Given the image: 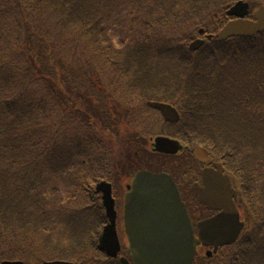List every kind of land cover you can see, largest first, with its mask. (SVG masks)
<instances>
[{
    "label": "rangeland",
    "instance_id": "374dc122",
    "mask_svg": "<svg viewBox=\"0 0 264 264\" xmlns=\"http://www.w3.org/2000/svg\"><path fill=\"white\" fill-rule=\"evenodd\" d=\"M20 1L24 8L13 13L9 19L6 17L9 6L0 12V27L4 26L3 33L10 37L9 42H6L1 35L3 41L0 45L8 53V58L18 57L22 47H26L28 37L34 35L35 32L40 36L49 35L55 42L62 45L63 50L75 48L78 43L79 53L84 54L82 51L85 52L84 61L89 62V67L92 69L91 73L78 78L81 80L79 83L73 82L74 90H77L76 85L79 84V94L82 93L79 97L75 96L70 100L67 98V101L56 97V105L62 107L63 110H68L61 114H54L53 120L50 118V123L57 126L56 130L50 132V129H46L45 132H40L26 127L23 133L27 135V131H32L33 136L30 137V142L33 143L37 142L39 137L47 141L54 134L56 136L78 134L79 141L83 144L82 148L87 146L85 148L88 156L80 153L79 160H75L73 167L61 173L49 166L50 161L45 154L40 152L43 146L29 153L30 156L28 154L26 157H18V160L12 162H5V159L4 163L0 162V171L11 169L17 173V176L11 177V180L9 175L3 173L5 175L3 178L0 175V203L3 204L4 210L8 208L13 210L3 211L0 214V224L12 218L15 225L13 229L8 228L0 235V258L10 256L12 257L10 260L21 258L26 263L35 264L32 256L45 255L43 257L48 262L69 258L73 259L72 261L76 264H108L102 262L105 258L93 247V243L98 242V235L102 230L101 224L106 219L102 209L101 194L96 193L97 183L95 181L97 179L94 181L92 178L95 176L106 181L112 179L115 192L117 191L120 198H124L126 185L133 177V171L149 170L155 173L169 171L175 174L182 185L185 184V180L180 175L187 171V164L192 162L190 159L171 160L156 157L150 151V143L154 138L166 134L161 115L154 110L147 109L146 103L154 95H172L180 100L181 119L176 125H181L183 129H186L188 135H193L201 129V119L199 120L198 116L203 115L206 109L221 115L219 121L216 120L218 122L216 126L221 130L219 134L222 135L223 142V145L219 144L220 137L216 144L217 151L224 157V160L222 158L221 160L233 172L242 173L244 171L252 184L247 188L250 190L248 197L264 204V129L255 120L258 117L263 118L264 115V108L261 109L258 106L263 102L257 100L260 93L264 101V79L258 77L262 75L258 73V70L264 62L253 65L251 61L258 56L257 47L264 43L260 35L256 39L258 46L256 45L254 47L256 49L250 53L241 55L245 50V44L242 39L232 38L229 40L231 42L225 46L229 50L227 60L222 62L212 58L208 62L211 66L217 63V67H220L222 63L221 69L215 70L214 77L218 76L217 73L221 74L223 84L220 89L217 87L209 89L207 92L211 94L203 96L200 95L202 91L197 88L199 82H202L199 85L205 88L203 79L200 78L197 81L189 78L191 72L196 73L195 61L186 64L178 60L179 57L176 56L170 58L163 55L147 56L140 73L141 77L145 78L140 79L135 78L138 70L135 59L131 60L128 65H123L124 59H121V56L126 59L127 55L134 54V50L137 48L141 50L140 47L151 42V38L146 36L138 22L139 14H136L138 8L135 6L138 0H116L111 2L112 7L109 10L100 14L106 17V20H102L103 30L97 36L104 37L106 45L113 47V51L120 54V56H114L115 59L121 60L117 66L112 63L107 64L103 52H94L90 39L88 41L84 37L82 45H79L80 32L76 23L71 27H62L64 29L58 28L57 30L45 23L43 19H46L48 15L43 16V13L49 5L47 1L39 7L33 6L38 0ZM177 1L183 3V0ZM244 1L249 2L251 9L255 11L261 3L264 4V0ZM207 2L209 3L208 0H195L197 7L201 8L207 5ZM224 2L225 5H232L231 0H220L218 6ZM102 3L105 1L97 3L93 9L96 18L98 6ZM52 10L53 7L49 6L46 12L50 14ZM217 16L223 19L220 14ZM206 17L209 16L196 17L195 24L189 25L174 36V38H185L182 49H185L192 40L201 37L197 31V25L201 19ZM218 25L217 20L216 23L210 24V29L216 30ZM155 33L161 35L164 31L155 30ZM205 35L207 33L203 32V36ZM102 42L103 40L99 38V45L104 46ZM129 47L132 49H128ZM4 50L0 48V53L4 54ZM32 51L34 52L33 48ZM188 52L190 56L187 55L190 58L187 60L193 59L192 52L190 50ZM20 63V66L25 65L23 61ZM73 63L77 70L75 62ZM146 78L149 81H145ZM209 78L212 81L214 79ZM212 83L217 84V80ZM215 95L223 96L221 106L210 103ZM189 99L193 100L191 104L188 103ZM252 102L255 103L257 109L249 108ZM192 105L197 107V110L194 111ZM98 113L103 115L104 123L98 119L100 118ZM192 114L194 115L191 116ZM208 122H210L209 118L206 119V125ZM141 130H148L153 135L151 142L143 139L145 144L140 143L137 137ZM172 131H178V129L173 127ZM213 135L217 137L218 134ZM239 139L242 142L238 144ZM236 143L240 147L236 145L237 148H234ZM186 153L182 151L180 155L185 157ZM54 162L51 161V163ZM23 169L26 174H23L24 178L21 182L19 175L22 176ZM250 174L253 175V179ZM75 184H79V188L75 189ZM29 187H31L30 191L21 190ZM185 193L188 194L189 191ZM243 193L246 195L245 192ZM195 204L199 206L198 203ZM123 206L124 203H117L119 212L117 230L122 255L128 244L124 231ZM237 209L239 216L241 214L245 219L239 204ZM257 228L258 226L252 230L247 228L246 232L243 231V234L247 233L246 241L237 246L233 244L232 249L229 248V255L233 254L237 257V264H264V230L262 234L252 237L258 230Z\"/></svg>",
    "mask_w": 264,
    "mask_h": 264
},
{
    "label": "trees",
    "instance_id": "16d2710c",
    "mask_svg": "<svg viewBox=\"0 0 264 264\" xmlns=\"http://www.w3.org/2000/svg\"><path fill=\"white\" fill-rule=\"evenodd\" d=\"M46 1L49 4L48 7H53V10L50 14L46 12L48 7L44 10L43 16L44 14L48 15L46 19H43L45 23L49 24L55 30L62 27H71L76 23V25L79 26L80 32L79 45H82V40L85 37L88 41L91 40L90 42H92L94 52L100 51L104 53L103 57L107 64L112 63L114 66H117L121 62V60H117L114 57L115 55L120 56V54L115 53L113 47L106 45L104 37L97 36V34L103 30L101 26L102 20H106V17L100 16L101 12L109 10L112 7L111 2L116 0H78L76 4H74L76 0H38L33 6L39 7V5H43ZM103 1H105V3L98 6L96 18L93 9L97 3ZM176 1L177 0L173 2L167 0H138L135 3V6L138 8L136 14H139L138 22L146 36L151 38V42L146 43V46L143 45L142 48L140 47L143 52L137 48L134 50L133 55H127L126 59L121 56V59H124L123 65H128L133 59L136 60L138 70L135 73V78L138 79L145 78L141 77L140 73L141 67H143L146 62L144 59L147 58V56L163 55L168 58L176 56L179 57L178 60L184 61L186 64H191L195 61L194 63L197 67L196 73L191 72L189 78H194L197 81H199L200 78L203 79L205 88H202L199 85L202 82L197 84V88L202 91L200 95L206 96L207 94H211L210 92H207L209 89L211 90L216 87L220 89L223 84L221 74L217 73L218 76L214 77V74L216 73L215 70L221 69L222 63H220V67H217V63L211 66L208 62L212 58L216 61H226L227 57H229V50L228 48H225V46L231 41H216L207 45L199 52L192 53L193 59L187 60V58H190L188 57V55L190 56L188 50L186 51L188 45L185 44L186 48L182 49L185 38H174V36L189 25L195 24L194 21L196 20V17L209 16L199 21V24L197 25L198 28L205 26L208 23H215L217 20H221L219 19L220 16H217V14L223 16L224 10L228 5H225L224 2L218 6L220 0H208L209 3H212L209 4L207 2L208 4L206 3L207 5L202 6L201 8L200 6L197 7L195 0H183V3L181 1ZM232 2L233 0H231V3ZM8 6V16H6L8 19L13 13L24 8V5L20 0H0V12L3 8ZM155 30H163L164 33L161 35L159 33L158 35L155 33ZM4 31V26L0 27V43L3 41L1 35H3L6 42H9L10 40V37L3 33ZM29 32H31V30ZM261 37L264 39V35ZM99 38L103 40L102 43L104 46L99 45ZM256 39L257 37L251 40H242L245 44V50L241 55L250 53L253 49H256L254 48L257 45ZM77 46L78 43L75 45V48L63 50L62 45L55 42L49 35L47 36L45 34V36H40L35 32L34 35L28 37L26 47H22L20 50L21 53L16 58H8V53L4 50V47L0 45V48L4 50V54L0 53V162L4 163V159L5 162L18 160V157H26L29 153L31 154L33 151H37L43 146L40 148V152L45 154L50 161L48 162L50 164L49 166L55 169L56 172L61 173L71 168V166L73 167L75 160H79L80 153L84 156H88L87 149L85 148L87 146L82 148L83 144L79 141L78 134H66L65 136H63V134H59L58 136L54 134L48 138L47 141H45L43 137H39L37 138V142L33 143L30 142V137L33 136L32 131H27V135H25L26 133H23V130L26 127L33 131L39 130L40 132H45L46 129H50V132L54 131V129L56 130L57 126L50 123V118L53 120L54 114L68 112L67 109L63 110L62 107L56 105V97H60L62 100H66L67 98L70 100L72 97H79V95L82 94H79V84L76 85L77 90H74L75 86H73V82L76 81V83H79L81 80L78 78H83V75L91 73L92 69L89 67V62L84 61L85 52L82 51L84 54H80ZM32 48L34 49V52L32 51ZM128 49H132V47H129ZM78 53L80 54L79 59ZM256 53H258V56L254 60H251L253 65L264 62V43L257 47ZM20 61H23L25 65L20 66ZM73 62H75L77 70L74 68ZM206 66L207 68H205ZM258 73L262 74L258 77L264 79V63L258 70ZM209 77L214 78L213 81ZM181 80L185 81V79ZM216 80L217 84H213L212 82ZM145 81H149V79L146 78ZM187 83H189V81H187ZM220 92L221 91H219V93ZM148 100L172 102L181 107L180 100L172 95H154ZM257 100L263 102L259 103L262 106L258 105L259 108L263 109V95L259 93ZM192 102L193 100H188V103L191 104ZM210 103L221 106L223 103V96L220 97L215 95L214 100ZM192 107L194 111L197 110V107L193 105ZM249 108L257 109V106L252 102L250 103ZM213 112L214 111L212 110L208 111L206 109L203 115L198 116L199 120L201 119L202 126H200L201 129L194 132L193 135H188L187 130L183 129L181 125L169 126L166 124V129L164 131L167 135L175 138L177 137L186 143L203 146L211 151L212 154L215 153V156L218 159L222 158L224 160V157H222L223 154L216 149L218 138L221 137L219 144L223 145L222 135L219 134L221 130L216 126L218 123L216 120L218 119L219 121L221 115L217 114V112ZM98 115L100 116L98 119H101V122L104 123L105 119H103V115L99 113ZM193 115L194 114L191 116ZM207 118L210 120L208 124L213 123L212 125H206ZM258 119H255L256 122L264 129V115L263 118L258 117ZM186 121H188V119ZM173 127H176L178 131H172ZM205 130L208 133H205ZM213 134L218 135L216 137ZM146 137H148L146 133H139L137 139L141 144H145L143 139ZM241 142L242 140L239 139L238 144ZM236 145L237 143L234 145V148H237ZM237 146L240 147L239 145ZM157 157L167 158V156ZM51 161L55 162L51 163ZM227 167L229 168V166ZM6 170L3 172L0 171L2 178L5 176L4 174L9 175L10 180L11 177L15 178L17 176L15 171L11 169L8 171ZM234 173H236V171H234ZM23 174H26L24 169L21 171L22 176L19 175L21 182H23ZM236 175L243 177L247 186L252 185L250 184V179L244 174V171H242V173H236ZM250 176L251 178L253 177L252 174H250ZM92 179L94 181L97 179L95 182L101 180L95 176ZM25 185L27 186V183ZM77 188H79V184H75V189ZM26 189L30 191L31 187L21 190L25 191ZM3 211L11 212L13 210L11 208L4 210L3 204L0 203V214H2ZM14 227L15 225L12 218L8 219L6 222L0 224V235L4 230L8 228L13 229ZM93 247H95V245ZM99 254L104 256L101 252ZM6 257L9 258L5 259L12 258L10 256ZM2 259L4 258H0V260ZM105 261L108 262L109 260L106 258L104 259V262Z\"/></svg>",
    "mask_w": 264,
    "mask_h": 264
},
{
    "label": "water",
    "instance_id": "95a60500",
    "mask_svg": "<svg viewBox=\"0 0 264 264\" xmlns=\"http://www.w3.org/2000/svg\"><path fill=\"white\" fill-rule=\"evenodd\" d=\"M246 9V5L238 4L229 14L243 16ZM257 17L262 18L260 23L237 21L231 23L219 36L223 39L234 36L252 37L263 30L264 8L259 11ZM202 43L196 41L191 49H198ZM149 106L160 110L166 120L174 123L179 121V116L173 108L157 103H149ZM180 150L181 147L176 141L167 138H158L155 141L156 152L176 154ZM194 153L200 161L209 163L205 150L196 148ZM221 171L217 176L207 175L206 189L199 191L201 202L206 203L210 208L224 210L221 216L199 225L200 241L206 243V240L211 239L213 242L210 244H214L215 247L234 242L242 228L238 223V215L232 202V198L236 195L231 191L228 179L222 177ZM128 189L130 191L125 197L124 221L134 263L190 264L195 252L193 230L173 180L165 173L141 171L135 176ZM97 191L103 193V203L110 221L100 236L99 249L111 257H116L120 251V244L116 231L117 213L111 196V186L102 183L97 187ZM123 264L127 263L123 261Z\"/></svg>",
    "mask_w": 264,
    "mask_h": 264
},
{
    "label": "flooded vegetation",
    "instance_id": "af4514ba",
    "mask_svg": "<svg viewBox=\"0 0 264 264\" xmlns=\"http://www.w3.org/2000/svg\"><path fill=\"white\" fill-rule=\"evenodd\" d=\"M188 201H185L187 204ZM188 205L190 221L192 223L194 229V237H195V244H196V254L192 264H227V259H229L228 264H237L238 259L237 257L233 256V254L229 255V248L232 249V245L221 247L215 250L213 246H206L199 241L197 225L199 222L209 220L220 213L209 211L207 207L200 204V206H195L192 200L189 202ZM194 205V207H193ZM204 206V207H202ZM244 221V219L242 218ZM245 230V229H244ZM243 230V231H244ZM243 231L239 237V240L234 244L235 246L242 244V239L244 237ZM204 251V253H203Z\"/></svg>",
    "mask_w": 264,
    "mask_h": 264
}]
</instances>
